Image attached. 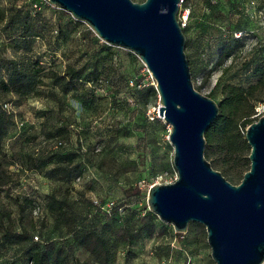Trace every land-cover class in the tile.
I'll use <instances>...</instances> for the list:
<instances>
[{
	"label": "rangeland",
	"instance_id": "obj_1",
	"mask_svg": "<svg viewBox=\"0 0 264 264\" xmlns=\"http://www.w3.org/2000/svg\"><path fill=\"white\" fill-rule=\"evenodd\" d=\"M35 2L41 10H34ZM178 20L186 23L185 52L198 91L218 102V83L246 88L256 82L251 63L264 58V0H183ZM228 49L231 57L222 60ZM7 60L25 68L39 63L61 74L73 67L82 82L67 94L49 79L27 97L0 91V104L10 112L7 133L0 131V264H29L41 248L49 264H107L106 256L101 263L92 255L95 240L83 247L70 236L83 213L94 211L91 199L115 201L128 217L132 210L149 211L152 185L177 178L170 127L147 116L160 105L155 82L138 56L106 44L86 23L46 0H0V61ZM132 79L141 87L130 86ZM249 119L257 120L253 114ZM247 147L235 165H223L218 153L206 157L218 172L235 174L248 161ZM134 187L140 194L127 197ZM52 196L69 200L75 210L61 231L50 212ZM25 199L34 200L39 211L31 212ZM150 213L154 231L143 237L107 220V237L121 242L108 264H215L203 225L191 222L180 234ZM130 237L136 239L125 245Z\"/></svg>",
	"mask_w": 264,
	"mask_h": 264
},
{
	"label": "water",
	"instance_id": "obj_2",
	"mask_svg": "<svg viewBox=\"0 0 264 264\" xmlns=\"http://www.w3.org/2000/svg\"><path fill=\"white\" fill-rule=\"evenodd\" d=\"M46 1L106 44L134 53L155 82L177 180L149 188V211L176 233L191 222L203 225L215 264H264V115L245 128L249 169L234 185L205 156V135L219 108L194 86L178 20L183 0Z\"/></svg>",
	"mask_w": 264,
	"mask_h": 264
},
{
	"label": "trees",
	"instance_id": "obj_3",
	"mask_svg": "<svg viewBox=\"0 0 264 264\" xmlns=\"http://www.w3.org/2000/svg\"><path fill=\"white\" fill-rule=\"evenodd\" d=\"M35 5L38 8H35ZM33 7L35 11H39L42 8L37 2L33 4ZM185 30V27H183L184 34ZM234 41L239 42V37H235ZM221 57L222 60L231 57L229 49L225 50ZM24 66L26 65L23 64L22 67L15 60L0 61V69L7 77V79L0 81L1 92L7 94L15 93L19 96L24 95V97H27L29 94L34 93V91H38L40 87L47 86L45 79H49L52 81V86H54V88L61 87L63 93L67 94L72 88L76 87L77 82H82V80H80V72L73 67L66 68L61 74L52 69L43 68L39 63L27 68ZM251 67L252 74L256 78L255 83L246 88L229 83H218L214 89V93L218 91L220 95V100L217 102L219 114L217 120L206 132L205 138L207 144L205 156H210L211 154L216 153L221 154L225 159H223V165L230 163L231 161L235 165L240 157H244V153L248 147L246 141H239V123L242 121L241 123L244 124V127L253 123L254 120L249 119V117L254 114V108L259 103L264 104V58L253 61ZM192 78L196 81V76L193 72ZM96 80L98 82V78H96ZM129 84L130 86L133 84L132 87L135 88H138V86L141 85V83L135 82L133 79L129 81ZM4 105L6 104H0V110L2 112L0 115H3L0 116L1 134L7 133V124H5L4 118L5 114L10 113L9 111L7 112V108H5ZM215 148L217 149L216 151ZM244 159L245 164L241 166L239 164V169L235 174H230L224 169H220L223 177L230 183H235L236 179L240 181L243 174L248 171L249 164H246L248 161L246 158ZM139 194L140 190L138 187L126 191L127 197ZM25 200L27 201L28 206L32 207L31 212L33 211L36 213L39 211V208L38 211L36 210V207L38 206L34 200ZM97 200L99 201V205H95L94 199H91L90 206H92L94 211L89 208L86 213H83L78 220L80 223L78 229L71 231L70 236L75 244L83 247L88 246L90 240H95L96 245L91 249L92 255L96 257L97 262L101 263L102 259L100 256H106L108 264L110 254L112 251H116L119 248L121 242L112 241L111 237H107L108 234L105 232L108 223L107 220L112 219L114 222L121 224L125 229L129 231L133 230V232L135 231L137 237H143L144 231L148 234H151L154 231L155 218L146 208L132 210L131 215L126 217L125 206H119V203H116L115 201L104 202L102 199ZM109 203L114 204V207L110 211L107 208ZM49 208L55 221V229H58L59 231H61V223L64 219H67L68 214H73L75 212L73 204L69 200L63 198L57 199L56 196H52L49 202ZM0 216H3L1 212ZM35 238H38L37 240L35 239L36 241L39 240L38 236ZM128 239L130 242H124L125 245H129L131 241L136 238L130 237ZM32 243H35L33 239ZM52 244V242H49L46 245L48 246ZM47 261L46 252L41 248L35 250L32 256H30L28 263L49 264Z\"/></svg>",
	"mask_w": 264,
	"mask_h": 264
},
{
	"label": "built area",
	"instance_id": "obj_4",
	"mask_svg": "<svg viewBox=\"0 0 264 264\" xmlns=\"http://www.w3.org/2000/svg\"><path fill=\"white\" fill-rule=\"evenodd\" d=\"M35 8H38L36 5L34 6ZM180 24H181V26H182V28L183 27H185L186 26V23L185 22H181L180 21ZM240 36V34L238 35H235V37H239ZM154 81V80H153ZM154 83V82H153ZM132 86H133V84H132ZM138 87H141V85H139ZM5 108H7V106L5 105ZM159 108H160V105L158 106V108H152V109H150L149 111H148V113H147V116H148V118L151 120V121H154L156 118H158V119H162L160 116H159ZM264 114V104L263 103H259L255 108H254V114H253V116L255 117V119H258L260 116H262ZM163 120V119H162ZM176 180H177V178H176ZM175 180V181H176ZM174 181V182H175ZM169 183H172V182H169ZM168 183V184H169ZM94 203H95V205H99V201L97 200V199H94ZM114 207V204L113 203H109L108 205H107V208H108V210L110 211L112 208ZM37 213V212H36ZM36 240L38 239V238H35Z\"/></svg>",
	"mask_w": 264,
	"mask_h": 264
}]
</instances>
